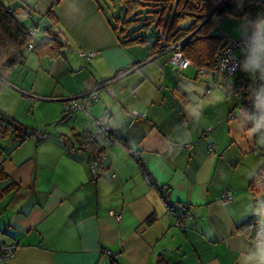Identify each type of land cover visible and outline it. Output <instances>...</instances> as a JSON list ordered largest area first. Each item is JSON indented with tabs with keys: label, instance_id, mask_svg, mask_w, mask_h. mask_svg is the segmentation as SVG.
<instances>
[{
	"label": "crops",
	"instance_id": "1",
	"mask_svg": "<svg viewBox=\"0 0 264 264\" xmlns=\"http://www.w3.org/2000/svg\"><path fill=\"white\" fill-rule=\"evenodd\" d=\"M0 4L21 27L37 25L36 46L59 42L55 57L24 47L21 64L0 66V93L29 85L24 92L53 127L47 134L22 125L0 100L20 129L0 122V243L16 246L5 264H252L264 241L237 228L251 216L264 227V187L250 188L264 166V130L238 114L241 102L189 62L173 67L172 53H157L152 39L124 44L97 0ZM127 69L110 85L114 97L99 89ZM100 117L115 145L89 141ZM166 190L188 209L183 228L165 215Z\"/></svg>",
	"mask_w": 264,
	"mask_h": 264
},
{
	"label": "trees",
	"instance_id": "2",
	"mask_svg": "<svg viewBox=\"0 0 264 264\" xmlns=\"http://www.w3.org/2000/svg\"><path fill=\"white\" fill-rule=\"evenodd\" d=\"M121 1L122 13L113 19V28L121 33L124 44L144 43L150 38L141 35L140 31L153 30L155 34L151 39L153 47L158 49L157 53L179 52L197 71L212 70L216 52L225 45L222 35L213 34L215 22L222 23V19L229 17L244 22L249 34H258L264 30V0ZM29 41L27 30L17 23L13 12L9 13L7 7L0 4V66L8 68L21 64L25 59L24 47ZM58 48L59 42L53 36L35 47L39 53L52 57L56 56ZM261 129L262 126L259 131ZM16 131L20 129L16 127ZM31 136L26 133L19 139ZM39 136L43 135L34 138ZM257 186L260 190L264 187V166L255 175L250 185L251 191L258 192ZM260 212L264 218V203L261 204ZM263 228L259 226L257 216H251L237 230L251 239L264 241Z\"/></svg>",
	"mask_w": 264,
	"mask_h": 264
},
{
	"label": "built area",
	"instance_id": "3",
	"mask_svg": "<svg viewBox=\"0 0 264 264\" xmlns=\"http://www.w3.org/2000/svg\"><path fill=\"white\" fill-rule=\"evenodd\" d=\"M8 12L12 13L13 10L10 6L7 7ZM27 34L30 39L26 46L29 51L35 50V37L38 33L37 25L33 24L27 28ZM224 41V47L218 50L215 54V65L212 70L200 69L197 71L198 77L204 78L205 76H211V79L216 82L215 84L225 89L227 93L235 96L240 102V108L238 114L243 117H249L254 120V129L260 130V124L258 120L264 116V30L258 34H249L247 38L239 42H233L229 38L222 35ZM174 51V48H171ZM260 52V57L255 58L254 52ZM239 52L240 55H236ZM85 59L90 62L94 57V53L83 55ZM256 59V60H255ZM256 63V69L252 66ZM173 67L184 68L189 65L188 61L184 60L179 52L174 51L169 62ZM246 64H249L247 70H242ZM131 70H123L117 74V76L110 82L102 84L99 89H105V92L114 97V92L110 87L118 78H121L128 74ZM248 72H250L248 74ZM87 100L90 103L98 101L97 89L87 94ZM71 109H80L76 100H71ZM234 115L230 114L229 119H233ZM93 125L96 129L95 133L90 135L89 140L94 143L102 144L103 146L115 145V139L111 134L110 127L108 126L107 118L100 117L95 119ZM44 136H39L37 139H44ZM185 149L189 152L192 151V144L185 146ZM211 149V147H209ZM257 154V151L254 152ZM93 179L97 178L96 169L91 168ZM145 179L151 184L149 176L144 172ZM169 191L166 190L161 195L162 205L165 210V215L171 218L174 225L178 228H183L184 221L188 218V209L184 205H178L171 202L168 199ZM232 199V193L227 191L222 196V203H228ZM16 251L14 244L0 243V264H5L8 260L12 259Z\"/></svg>",
	"mask_w": 264,
	"mask_h": 264
},
{
	"label": "rangeland",
	"instance_id": "4",
	"mask_svg": "<svg viewBox=\"0 0 264 264\" xmlns=\"http://www.w3.org/2000/svg\"><path fill=\"white\" fill-rule=\"evenodd\" d=\"M97 1L101 4L105 12H107V15L112 17L121 15L123 9V4L121 0ZM262 27L264 28V24H262ZM140 34L144 37L151 39L155 33L153 30L144 29L140 31ZM213 34L217 36L224 35L233 42H239L249 36V31L245 28L244 22L226 17L222 19V23L215 22ZM24 54L25 56L27 55L26 50H24ZM236 55L239 56L240 53L236 52ZM254 56L256 59H258L260 57V52L255 51ZM253 65V69H256L257 66H255L256 63H254V61ZM249 66V64H246L244 67H242V70H247ZM249 73L250 72H248V74ZM184 75L192 76V73L189 70L185 72ZM28 83L31 84V81H28ZM19 88H21V86ZM26 88L30 89V86L25 84L24 88H21L22 90L17 89V91H14L10 87L7 89L2 87V92L0 93V100L6 101L7 105L11 108L10 110L16 115V118H18V120L22 122V125H26V127L36 129L40 132L48 134L47 130L53 129V127L49 125L50 122H47L48 119L45 118L46 115L44 114V111L40 109L41 103H38L37 101L33 100L34 98H36V96L30 95L28 92L29 90L27 92H24ZM35 104H38V107H33V105ZM262 129L264 130V123L262 124ZM261 197L262 196H260V194L256 195V198L258 200H260Z\"/></svg>",
	"mask_w": 264,
	"mask_h": 264
},
{
	"label": "clouds",
	"instance_id": "5",
	"mask_svg": "<svg viewBox=\"0 0 264 264\" xmlns=\"http://www.w3.org/2000/svg\"><path fill=\"white\" fill-rule=\"evenodd\" d=\"M249 260L252 264H264V242L257 244V251L249 257Z\"/></svg>",
	"mask_w": 264,
	"mask_h": 264
},
{
	"label": "water",
	"instance_id": "6",
	"mask_svg": "<svg viewBox=\"0 0 264 264\" xmlns=\"http://www.w3.org/2000/svg\"><path fill=\"white\" fill-rule=\"evenodd\" d=\"M0 122L11 126L12 128H16L15 123L0 109Z\"/></svg>",
	"mask_w": 264,
	"mask_h": 264
}]
</instances>
